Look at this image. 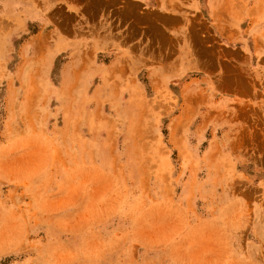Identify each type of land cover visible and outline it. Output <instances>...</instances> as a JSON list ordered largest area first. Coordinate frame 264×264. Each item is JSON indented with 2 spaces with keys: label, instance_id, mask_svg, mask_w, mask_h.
I'll use <instances>...</instances> for the list:
<instances>
[{
  "label": "rangeland",
  "instance_id": "obj_1",
  "mask_svg": "<svg viewBox=\"0 0 264 264\" xmlns=\"http://www.w3.org/2000/svg\"><path fill=\"white\" fill-rule=\"evenodd\" d=\"M5 4L0 264H264V0Z\"/></svg>",
  "mask_w": 264,
  "mask_h": 264
},
{
  "label": "crops",
  "instance_id": "obj_2",
  "mask_svg": "<svg viewBox=\"0 0 264 264\" xmlns=\"http://www.w3.org/2000/svg\"><path fill=\"white\" fill-rule=\"evenodd\" d=\"M15 1L17 3L16 9L19 10L20 16L25 19L26 22L32 24V42L35 44L34 49H53L56 43L61 40L68 42L73 45L72 47L80 48H99L103 47V40L101 36H98V32L88 28L89 25H84V28L76 37L71 38L67 36L65 32L60 28V23L56 16V11L65 10L71 11L68 3L77 2L79 0H0V16L1 11H4L8 6L5 4L7 2ZM82 1V0H80ZM130 3H140L143 6L150 5L154 3V7H166L175 3L176 0H124ZM196 3L198 0H192ZM5 5H4V4ZM193 7H196L194 4ZM101 33V32H100ZM98 34V35H97ZM59 35H62V39H59ZM102 35V33H101ZM57 37V38H56ZM57 41V42H56ZM56 42V43H55ZM117 43L118 40L116 41ZM114 44V40L112 42ZM69 47V46H68ZM118 49L115 53L116 60L118 61L117 66H122L123 64H128L129 60L134 59V55L129 46H111V48Z\"/></svg>",
  "mask_w": 264,
  "mask_h": 264
}]
</instances>
